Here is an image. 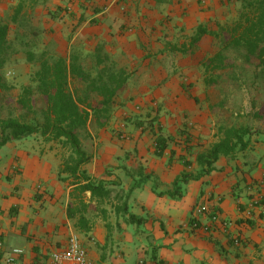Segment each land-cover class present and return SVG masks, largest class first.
Returning a JSON list of instances; mask_svg holds the SVG:
<instances>
[{"label":"crops","instance_id":"1","mask_svg":"<svg viewBox=\"0 0 264 264\" xmlns=\"http://www.w3.org/2000/svg\"><path fill=\"white\" fill-rule=\"evenodd\" d=\"M226 10L218 0H0V22L9 25V46L17 32L23 64L101 54L130 76L110 123H90L81 138L92 156L82 170L110 191L104 213L91 216V232L68 218L75 186L60 181L56 144L32 136L0 149V264L13 249L24 252L20 264H42L73 233L95 264L123 259L102 252L113 243L138 246L148 264H264V134L246 152L221 157L210 174L189 179L200 171L198 156L219 141L223 121L210 102V110L201 106L209 90L202 63L216 41L206 35L194 54L183 52L199 27L215 32L229 24ZM201 205L225 224L190 230Z\"/></svg>","mask_w":264,"mask_h":264},{"label":"trees","instance_id":"2","mask_svg":"<svg viewBox=\"0 0 264 264\" xmlns=\"http://www.w3.org/2000/svg\"><path fill=\"white\" fill-rule=\"evenodd\" d=\"M9 33V25L0 22V94L12 89L2 73L9 58ZM206 35L214 38L217 47L213 56L202 63L207 88H214L224 80L239 83L249 69L252 70L250 86L257 88V81L264 82V0H237V19L233 24L220 26L215 32L199 27L192 37L190 50L183 53L194 54ZM39 60L31 84L24 87L16 99L18 116L9 113L7 117H0V149L10 142L32 136H39L47 144H56L64 158L60 181L72 179L75 186L68 218L78 219L79 231L89 233L91 216L95 212L104 213L100 207L110 196V191L102 181H92L82 170L91 162L92 156L84 150L81 138L86 135L90 123L98 128L110 123L115 110L121 106L120 97L129 87L130 76L101 54L96 55L91 65L87 58L77 56L69 60ZM252 118L259 124L254 129L221 126L219 141L198 156L200 171L189 179H199L213 172L221 157L230 159L246 152L251 146V138L264 134L261 128L264 105ZM165 149L166 145L160 139V154ZM259 203L264 204V200Z\"/></svg>","mask_w":264,"mask_h":264},{"label":"rangeland","instance_id":"3","mask_svg":"<svg viewBox=\"0 0 264 264\" xmlns=\"http://www.w3.org/2000/svg\"><path fill=\"white\" fill-rule=\"evenodd\" d=\"M200 1L203 0H199V3ZM218 1H220V8L227 7L226 12L229 11L227 14L230 15H227V17L229 19L231 18V22L229 24H233L237 19V0ZM227 4L228 6H226ZM16 34L17 32L14 33V35H12L10 38L11 54L2 72L7 84L12 89L9 93L0 94V117H7L9 113L13 114L14 116H18V112L15 109L16 99L20 95L22 89L31 84V77L38 69L37 62H35L34 66L31 67V64L29 65L25 62L23 64V61H20V53L25 51V49L22 45L23 43L21 40H18ZM87 59L88 63L91 65L92 60L88 57ZM109 63H111V61H109ZM251 72L252 70L249 69L248 73H246V75L243 77V80H241L239 83L232 84L231 82L224 80V82H222L220 85L214 88H209V90L207 89V97L201 102L202 110H210L207 105V103L210 102V106L212 108L214 107L212 115L214 119L223 121L222 126L234 125L237 127H250L253 129L256 126L258 127L259 124L253 120L252 115L258 112L261 106L264 105V82L262 80L257 81V88L250 86L252 82ZM26 80L29 81L27 85L24 84V81ZM200 89L202 94L205 93L203 81ZM262 125L261 128L264 130V124ZM8 150L9 149L4 148L1 149V152H8ZM102 252L105 254V256H108V253H110L111 256L117 254L120 255V257L123 253V259H120L121 261H116L114 264H138L140 261H146L148 264L146 254L143 253L138 246L136 247L131 245L130 248H124L121 246L119 247V245L116 243H113L110 248L106 250L103 249Z\"/></svg>","mask_w":264,"mask_h":264},{"label":"built area","instance_id":"4","mask_svg":"<svg viewBox=\"0 0 264 264\" xmlns=\"http://www.w3.org/2000/svg\"><path fill=\"white\" fill-rule=\"evenodd\" d=\"M207 217L208 224H203L202 219ZM216 224L224 225V221L218 212L210 210L206 205L198 206L195 215L192 217L189 228L192 231L200 230L209 232ZM235 244H239V240L234 239ZM24 252L21 249H13L6 258L5 264H20V258ZM42 264H95L88 257V252L82 243L80 236L73 233L70 235L67 246L53 252L47 260Z\"/></svg>","mask_w":264,"mask_h":264}]
</instances>
